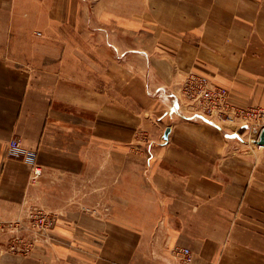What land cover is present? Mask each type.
Segmentation results:
<instances>
[{"label": "crops", "instance_id": "0c3cea01", "mask_svg": "<svg viewBox=\"0 0 264 264\" xmlns=\"http://www.w3.org/2000/svg\"><path fill=\"white\" fill-rule=\"evenodd\" d=\"M190 74L264 109V0H0V217L52 223L0 264H264V146L193 117Z\"/></svg>", "mask_w": 264, "mask_h": 264}, {"label": "built area", "instance_id": "2783aa9c", "mask_svg": "<svg viewBox=\"0 0 264 264\" xmlns=\"http://www.w3.org/2000/svg\"><path fill=\"white\" fill-rule=\"evenodd\" d=\"M181 87L183 98L194 109L193 117H200L209 121L216 118L226 123L238 121L248 125L252 130L259 129L260 131L264 128L263 108L243 110L234 108L228 100V90L221 86L211 85L204 76L190 74L184 78ZM9 147L11 155L22 157L26 163L32 166L30 179L32 181L38 180L41 176V169L35 163V153L23 150L18 138L12 139ZM51 225L52 223L45 213L32 207L25 211L24 218L17 217L14 220H5L0 217V233L9 234L12 238V243L8 246L10 252L18 251L16 243L20 242L23 243V246L19 251L24 254L29 253L33 242H42L48 238V229ZM23 233L30 237V240L25 241V237H22ZM3 251V249L0 250V256ZM172 256L182 264H191L193 261L192 253L188 248L176 247Z\"/></svg>", "mask_w": 264, "mask_h": 264}, {"label": "rangeland", "instance_id": "374dc122", "mask_svg": "<svg viewBox=\"0 0 264 264\" xmlns=\"http://www.w3.org/2000/svg\"><path fill=\"white\" fill-rule=\"evenodd\" d=\"M227 124H229V123H227ZM234 127H236V129H237V131L235 133V138L236 139L254 140V139H257V137H258L259 129L258 130H255V129L252 130L251 128H249L248 125L242 124L241 122L234 123Z\"/></svg>", "mask_w": 264, "mask_h": 264}, {"label": "water", "instance_id": "95a60500", "mask_svg": "<svg viewBox=\"0 0 264 264\" xmlns=\"http://www.w3.org/2000/svg\"><path fill=\"white\" fill-rule=\"evenodd\" d=\"M169 130H166V135L169 133ZM252 143L256 146H264V128L258 132V137Z\"/></svg>", "mask_w": 264, "mask_h": 264}]
</instances>
